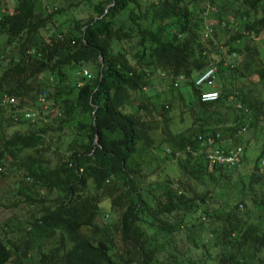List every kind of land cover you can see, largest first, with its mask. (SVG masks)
I'll return each mask as SVG.
<instances>
[{"label": "trees", "instance_id": "16d2710c", "mask_svg": "<svg viewBox=\"0 0 264 264\" xmlns=\"http://www.w3.org/2000/svg\"><path fill=\"white\" fill-rule=\"evenodd\" d=\"M42 2L0 0V264H264V0Z\"/></svg>", "mask_w": 264, "mask_h": 264}, {"label": "built area", "instance_id": "2783aa9c", "mask_svg": "<svg viewBox=\"0 0 264 264\" xmlns=\"http://www.w3.org/2000/svg\"><path fill=\"white\" fill-rule=\"evenodd\" d=\"M212 30L208 26H206L202 32L203 39H206L208 37H211ZM229 68H232V65L228 66ZM215 72L216 69L214 66L209 67L206 69L201 75L198 76V78L194 82L195 87L200 88H206L207 91L200 94V102L201 103H212L215 102L218 99V92L215 90ZM86 75V73H83ZM183 82L182 77H177L174 81V88L178 87L180 83ZM15 100L13 98L3 96L0 99V104L9 106L14 104ZM41 103H43L42 100H40ZM25 119H34L36 116H38L37 111H27L25 113ZM207 146L213 145V140L208 138L205 141H203ZM206 161L208 165L213 166H224L226 168H231L234 166H237L240 164L241 161V148H235L228 151H222L215 148H212V150L206 154ZM261 167H264V160L261 161Z\"/></svg>", "mask_w": 264, "mask_h": 264}, {"label": "rangeland", "instance_id": "374dc122", "mask_svg": "<svg viewBox=\"0 0 264 264\" xmlns=\"http://www.w3.org/2000/svg\"><path fill=\"white\" fill-rule=\"evenodd\" d=\"M54 1L55 0H43L42 6L44 7V9L49 10L50 6L52 5V3ZM215 31H216V34L217 33L219 34L217 29ZM254 43L256 44V46L258 47V49L260 51V53H259L260 57L262 58V60H264V33L263 32L254 38ZM181 91L183 93L188 92L185 87H182ZM144 94H146L152 98H155V96H156V97H158V101H163V100L167 99V97H168V94H167V92H165L163 84H159L157 80L152 81L150 86L144 90ZM152 98H151V100H152ZM173 106L174 107L177 106L176 101L173 103ZM172 113L174 114V113H176V111L173 110ZM19 131L22 132L23 130H21V128H19ZM253 156H254V154H251V155H249V158L251 159V157H253ZM173 165H174L173 163H166L163 166L164 172L169 174V175H172L173 174L172 171L174 172V166ZM240 168H241V166H240ZM246 169L249 170L250 166H247ZM7 189H8L7 184H4V183L0 184V202H2L1 198L3 197V192L6 191ZM106 204L107 203H105V202L103 203V205H106ZM11 214H12L11 210H5L0 206V223H2Z\"/></svg>", "mask_w": 264, "mask_h": 264}]
</instances>
